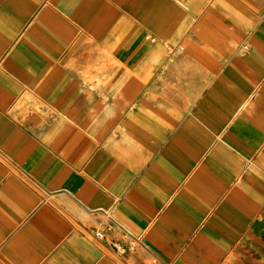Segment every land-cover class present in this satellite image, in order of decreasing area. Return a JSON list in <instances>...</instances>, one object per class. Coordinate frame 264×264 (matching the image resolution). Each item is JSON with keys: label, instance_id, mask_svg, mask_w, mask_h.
<instances>
[{"label": "crops", "instance_id": "obj_1", "mask_svg": "<svg viewBox=\"0 0 264 264\" xmlns=\"http://www.w3.org/2000/svg\"><path fill=\"white\" fill-rule=\"evenodd\" d=\"M41 6L0 0V57ZM50 13L6 61L4 102L24 88L15 75L36 77L47 41L43 24L72 40L74 31ZM253 33L247 65L264 73V14ZM64 49L50 47L55 54ZM27 82L39 97H54L43 91L45 81ZM217 87L162 108L138 102L121 115L107 140L112 152L102 186L90 181L86 193L60 177L43 181V156L34 154L43 146L0 145V264H264V107L242 127H225L219 117L230 103ZM249 104L264 106V96Z\"/></svg>", "mask_w": 264, "mask_h": 264}, {"label": "rangeland", "instance_id": "obj_2", "mask_svg": "<svg viewBox=\"0 0 264 264\" xmlns=\"http://www.w3.org/2000/svg\"><path fill=\"white\" fill-rule=\"evenodd\" d=\"M49 11L54 23L74 31L72 40L43 24L47 41L36 77L15 75L24 88L0 99V145L43 146L34 153L43 156V181L60 177L85 193L90 181L102 186L112 152L107 140L138 102L162 108L171 98H200L218 86L217 95L230 103L219 117L225 127H242L263 110L249 104L264 96V73L249 71L247 55L264 0H42L0 57V74ZM51 46L65 49L55 54ZM31 78L45 81L43 91L54 97H39Z\"/></svg>", "mask_w": 264, "mask_h": 264}, {"label": "built area", "instance_id": "obj_3", "mask_svg": "<svg viewBox=\"0 0 264 264\" xmlns=\"http://www.w3.org/2000/svg\"><path fill=\"white\" fill-rule=\"evenodd\" d=\"M114 247L116 249V252L121 253V254L125 253V248L119 247L117 245H115Z\"/></svg>", "mask_w": 264, "mask_h": 264}]
</instances>
